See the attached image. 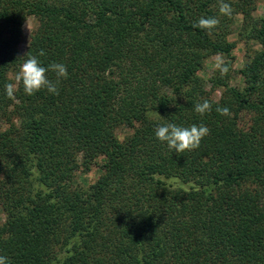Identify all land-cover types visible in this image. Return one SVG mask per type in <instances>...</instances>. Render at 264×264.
I'll use <instances>...</instances> for the list:
<instances>
[{
    "label": "trees",
    "instance_id": "trees-1",
    "mask_svg": "<svg viewBox=\"0 0 264 264\" xmlns=\"http://www.w3.org/2000/svg\"><path fill=\"white\" fill-rule=\"evenodd\" d=\"M224 2L230 16L215 0H0V256L9 264H264V14L253 16L258 0ZM27 16L35 26L20 51ZM202 16L220 20L211 35L193 27ZM233 31L257 45L237 70ZM216 53L228 74L199 75ZM33 55L65 64L68 78L59 95L19 85L10 99L8 73ZM232 72L240 85L229 84ZM204 99L212 111L200 116ZM164 123L210 134L175 153L155 137ZM98 157L97 178L74 184Z\"/></svg>",
    "mask_w": 264,
    "mask_h": 264
},
{
    "label": "clouds",
    "instance_id": "clouds-1",
    "mask_svg": "<svg viewBox=\"0 0 264 264\" xmlns=\"http://www.w3.org/2000/svg\"><path fill=\"white\" fill-rule=\"evenodd\" d=\"M219 13L222 16H230L233 9L230 4L220 0ZM220 20L218 17H200L193 24L194 28H199L211 35L219 26ZM46 53L41 50L38 53L39 57L45 56ZM37 55L29 56L20 66L19 71L15 75V82L5 85L6 95L11 99L15 96L17 86L22 85L24 93L32 96L42 90H46L49 94L59 95V82L61 79L68 78L67 67L63 63H51L47 67L42 66ZM229 61H226L223 53H216L214 60V68L221 76H226L230 71ZM52 72L56 76V80L49 78L48 73ZM194 111L200 116H204L212 111V104L209 100L204 99L202 102H197ZM216 112L221 116H230L231 112L228 107L217 106ZM152 114L161 118L156 112ZM156 139L165 144L170 151L175 153H184L197 150L200 147L201 141L210 134V129L203 124H192L188 127L178 126L174 123L158 124L154 130ZM0 264H9L6 257L0 256Z\"/></svg>",
    "mask_w": 264,
    "mask_h": 264
},
{
    "label": "rangeland",
    "instance_id": "rangeland-1",
    "mask_svg": "<svg viewBox=\"0 0 264 264\" xmlns=\"http://www.w3.org/2000/svg\"><path fill=\"white\" fill-rule=\"evenodd\" d=\"M215 2L218 4V2H220V0H215ZM256 9L253 13V16H260L264 14V6L262 5V1L258 0V2L256 3ZM233 25L235 27H238V25L240 24V15L239 14H234L233 17ZM35 26V20L32 16H27L25 18V20L23 21L22 24V37L21 40L18 43V48L20 49V51H23L29 36L32 32V29ZM227 39L229 41H232L234 43V46L231 50V66L233 68V70H237L239 69L243 62L246 60V56L247 53L249 52V50L257 48V45L255 44V42L252 41H246L242 38H240L236 31L231 32L228 36ZM214 60H215V55L210 56L209 58H207L204 62L203 65V69L199 72V75H203V76H209L212 72V70H214ZM17 72H10L8 73V77L10 79H12L13 82H15L14 78ZM230 85H240V78L238 77V74L236 72H232L231 77L228 80ZM218 96V92L214 93V97ZM118 135H121L123 133L126 132V130L120 128L117 131ZM96 165L93 164L90 169L86 172H77L75 175V183L78 187H86L88 184H90L91 182H93L97 176L100 174V163H101V159L100 157H98L96 159ZM3 220V213L0 209V222Z\"/></svg>",
    "mask_w": 264,
    "mask_h": 264
}]
</instances>
